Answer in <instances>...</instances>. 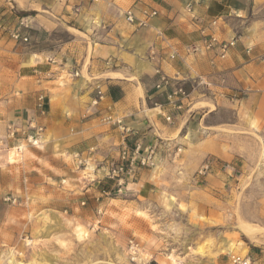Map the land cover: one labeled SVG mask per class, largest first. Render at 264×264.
<instances>
[{
    "label": "crops",
    "instance_id": "0c3cea01",
    "mask_svg": "<svg viewBox=\"0 0 264 264\" xmlns=\"http://www.w3.org/2000/svg\"><path fill=\"white\" fill-rule=\"evenodd\" d=\"M71 2L0 0V132L15 128L7 144L30 153L36 184L77 186L80 164H86L95 171L84 193L98 198L117 187L104 177L109 161L136 145H156L153 164L124 178L123 188L144 198L172 185L177 170L192 175L206 158L238 161L242 168L257 162L264 146V0H74L81 4L77 12ZM130 6L139 16L142 9L157 13L147 26L132 25L122 15ZM87 18L99 20L91 53L70 41L37 46L42 32L77 29L72 22ZM13 29L30 44L12 39ZM210 35L234 43L221 56L217 46L202 47ZM139 50L148 64L133 65ZM159 74L186 78L191 91L172 123L162 115L165 93L154 88ZM97 86L104 96L92 106ZM40 93L48 98L44 116L36 109ZM29 123L43 126L36 144L27 141ZM218 175L213 168L204 179L215 186ZM248 251L253 264H264V249L253 244Z\"/></svg>",
    "mask_w": 264,
    "mask_h": 264
},
{
    "label": "rangeland",
    "instance_id": "374dc122",
    "mask_svg": "<svg viewBox=\"0 0 264 264\" xmlns=\"http://www.w3.org/2000/svg\"><path fill=\"white\" fill-rule=\"evenodd\" d=\"M72 23L77 29L42 32L37 46L70 41L91 53L99 20ZM27 37L21 42L30 44ZM136 54L133 65L148 64L144 51ZM29 158L30 153L0 144V264H239L233 256L249 257L253 244L264 249L262 142L249 167L206 158L212 162L207 172L198 173L206 159L188 177L177 170L172 185L147 198L124 184L120 192L115 187L87 197L86 180L94 179L95 169L86 164H80L77 186L36 184L38 172ZM111 162L117 161H109L105 178ZM213 168L220 181L210 186L204 178Z\"/></svg>",
    "mask_w": 264,
    "mask_h": 264
},
{
    "label": "built area",
    "instance_id": "2783aa9c",
    "mask_svg": "<svg viewBox=\"0 0 264 264\" xmlns=\"http://www.w3.org/2000/svg\"><path fill=\"white\" fill-rule=\"evenodd\" d=\"M70 0H64L65 3H68ZM72 5L71 9L74 12L79 11L81 4L75 3L74 0H71ZM82 1V0H80ZM95 1V0H90ZM14 9V7H11ZM157 11L155 9H142L139 11L140 16L137 14V10L132 6L126 8L123 12L124 20L132 25L136 26H147L151 17L155 16ZM23 17L20 18L22 21ZM215 22V20H212ZM23 24V22H22ZM158 34L162 37V33L158 32ZM10 37L17 41H28L27 35H23L20 29H15L10 32ZM234 41H219L215 36L210 35L202 44L204 49H211L214 46H217L221 51V56H224L228 46L233 45ZM199 50L198 47H193V51ZM176 56V52L172 51L168 57L173 59ZM37 78L41 76L40 73H36ZM154 88L156 90L162 91L165 93V109L166 111L162 114L165 121L168 123H172L175 118V110H179L182 105L189 101L191 98V91L186 87V78L178 77V76H168L165 74H159L157 80L154 83ZM104 96V93L99 88L96 87V95L91 101L92 106L96 105ZM232 98H238V92L233 90L231 93ZM48 98L45 97L43 93L38 94L36 100V109L40 116H44L47 111ZM107 120L112 121L118 127H121L123 134H125L128 129L121 124L120 120L113 119L111 116H106ZM29 128L33 130V133L27 136V141L32 144H36L39 138L41 137V133L43 132V126L35 123H29ZM16 130L12 126L7 128L6 134L3 136V139L0 138V144L7 145V140L9 138H13L16 135ZM15 149L17 151H21L22 146H16ZM178 150V149H177ZM156 154V145L147 146L141 148L140 145H136L132 152H129L125 147L119 156L117 162H111V167L107 172V177L109 179L115 180L117 184V191L120 192L122 190V186L125 183V176H133L137 167H144L148 165H152L154 161V157ZM212 165L210 159H206V161L201 165L198 170V173H205ZM233 261L239 264H252L250 257L241 258L240 256H233Z\"/></svg>",
    "mask_w": 264,
    "mask_h": 264
},
{
    "label": "bare ground",
    "instance_id": "6f19581e",
    "mask_svg": "<svg viewBox=\"0 0 264 264\" xmlns=\"http://www.w3.org/2000/svg\"><path fill=\"white\" fill-rule=\"evenodd\" d=\"M199 107H200V105H199ZM243 224V223H242ZM258 228H260V227H258ZM241 229V228H240ZM243 229L247 232L248 230L250 231V227L249 226H247V225H244L243 224ZM261 230H263V229H261ZM254 232H255V230H254ZM257 232H258V230H257ZM261 232V231H260ZM262 232H264V231H262ZM249 233V232H248ZM247 234V233H246Z\"/></svg>",
    "mask_w": 264,
    "mask_h": 264
}]
</instances>
